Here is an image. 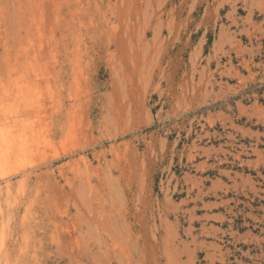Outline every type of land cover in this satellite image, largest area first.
<instances>
[{"label":"rangeland","instance_id":"obj_1","mask_svg":"<svg viewBox=\"0 0 264 264\" xmlns=\"http://www.w3.org/2000/svg\"><path fill=\"white\" fill-rule=\"evenodd\" d=\"M0 96V264H264V0H0Z\"/></svg>","mask_w":264,"mask_h":264},{"label":"bare ground","instance_id":"obj_2","mask_svg":"<svg viewBox=\"0 0 264 264\" xmlns=\"http://www.w3.org/2000/svg\"><path fill=\"white\" fill-rule=\"evenodd\" d=\"M12 72V70H11ZM10 72V73H11ZM12 73H15L12 72ZM12 80V79H11ZM14 82V81H13ZM17 83V82H16ZM33 84V83H32ZM15 86V85H14ZM19 86V85H18ZM29 86V85H28ZM27 86V87H28ZM31 86V85H30ZM23 89L26 87V86H19V88L16 86L15 87V90H23ZM31 87L27 88L28 91H30ZM32 89H35L34 86H32ZM11 90V89H10ZM9 90V92L7 90H4L6 92H4L5 95H9V93H11ZM26 89L25 91L28 92ZM24 90L23 92L26 93ZM39 91V90H38ZM42 91V90H41ZM33 93V92H32ZM31 93V94H32ZM11 95V94H10ZM37 95V94H36ZM4 96V95H3ZM13 96V95H12ZM20 96V95H19ZM24 96V95H22ZM31 96V95H30ZM1 97V96H0ZM5 97V96H4ZM9 97V96H8ZM18 96L16 95V98ZM37 97V96H36ZM12 101H15L13 100L14 98L11 97ZM15 98V99H16ZM19 99V98H17ZM21 99V98H20ZM19 99V100H20ZM23 99V98H22ZM7 100V99H6ZM30 100V99H29ZM28 100V101H29ZM22 101V100H21ZM26 101V100H25ZM33 101V100H32ZM7 101H5L2 105V103L0 104V169L2 167H4V165H7L9 164L10 162H12L13 160L15 161L16 159H20L19 157L22 158V156L25 155H29L30 153H32L30 151V149L32 150V148L30 147L31 145L29 144L30 142H34V140H36L35 137H38V132L37 131H34L35 129L32 130V128L30 129L29 126H32L31 124L29 126L26 125V122L23 123L21 122V130L19 128H17V121L23 119L22 117L20 118V114L22 113H26V111H30L29 109L25 110V108L27 107V105L24 107L22 105H19L17 106L16 104H11L10 102L6 103ZM15 102H18V101H15ZM28 103V102H27ZM6 104V105H4ZM31 106H33V104H29ZM28 105V106H29ZM39 105V104H38ZM30 106V108H31ZM41 106V105H40ZM24 107V108H22ZM34 109V108H33ZM32 110V109H31ZM27 118V117H26ZM28 122V120H27ZM31 122V121H30ZM29 122V123H30ZM25 124V125H23ZM28 137H31L30 139L32 140H29L28 141ZM38 140V139H37ZM29 143H28V142ZM29 144V146H28ZM28 147L30 148L29 150ZM33 148H35V144L33 146ZM34 150V149H33ZM27 151V152H25ZM30 151V152H28ZM24 153V154H23ZM29 153V154H28ZM22 154V155H21ZM24 158V157H23ZM5 168V167H4ZM3 168V169H4ZM1 171V170H0ZM1 176V175H0ZM4 177V176H3Z\"/></svg>","mask_w":264,"mask_h":264}]
</instances>
